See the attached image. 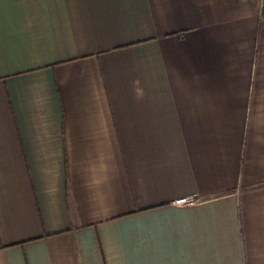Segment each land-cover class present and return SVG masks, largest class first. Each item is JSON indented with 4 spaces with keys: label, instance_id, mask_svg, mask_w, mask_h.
Returning <instances> with one entry per match:
<instances>
[{
    "label": "crops",
    "instance_id": "crops-1",
    "mask_svg": "<svg viewBox=\"0 0 264 264\" xmlns=\"http://www.w3.org/2000/svg\"><path fill=\"white\" fill-rule=\"evenodd\" d=\"M263 4L0 0V264H264Z\"/></svg>",
    "mask_w": 264,
    "mask_h": 264
},
{
    "label": "built area",
    "instance_id": "built-area-1",
    "mask_svg": "<svg viewBox=\"0 0 264 264\" xmlns=\"http://www.w3.org/2000/svg\"><path fill=\"white\" fill-rule=\"evenodd\" d=\"M194 203L193 199L190 198H182L175 201L176 205L188 206Z\"/></svg>",
    "mask_w": 264,
    "mask_h": 264
},
{
    "label": "trees",
    "instance_id": "trees-1",
    "mask_svg": "<svg viewBox=\"0 0 264 264\" xmlns=\"http://www.w3.org/2000/svg\"><path fill=\"white\" fill-rule=\"evenodd\" d=\"M262 18L264 19V9L262 10ZM264 25V24H263Z\"/></svg>",
    "mask_w": 264,
    "mask_h": 264
},
{
    "label": "rangeland",
    "instance_id": "rangeland-1",
    "mask_svg": "<svg viewBox=\"0 0 264 264\" xmlns=\"http://www.w3.org/2000/svg\"><path fill=\"white\" fill-rule=\"evenodd\" d=\"M263 9H264V4H263ZM262 22H263V24H264V19L262 18Z\"/></svg>",
    "mask_w": 264,
    "mask_h": 264
}]
</instances>
